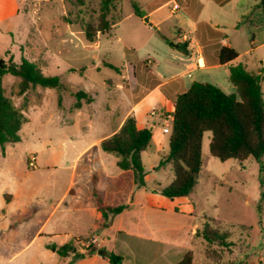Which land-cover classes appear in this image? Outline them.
<instances>
[{"label":"rangeland","instance_id":"374dc122","mask_svg":"<svg viewBox=\"0 0 264 264\" xmlns=\"http://www.w3.org/2000/svg\"><path fill=\"white\" fill-rule=\"evenodd\" d=\"M101 1L25 0L21 14L13 20L12 33L0 32V52L13 49L0 55L3 63H19L24 56L37 61L44 74L61 78L59 89L36 86L23 96L18 95V78L6 75L2 79L17 106L28 99L29 121L20 131V142L7 144L5 153L0 146V264L58 263L59 254L46 245L60 244L64 237L59 220L66 207L57 204L69 181V168L80 152L112 130L130 104L155 84L156 74L168 76L167 63L173 57L169 43L178 30L199 41L226 38L240 54L237 62L249 72L257 73L264 63V0H115L108 16L115 22L112 30L98 32L97 41L88 43L84 29L97 24ZM165 2L146 17L148 21L134 13V4L147 14ZM175 4L178 9L171 12ZM159 20L160 25H151ZM189 20L197 23L198 35L190 32ZM130 63L137 69V81ZM262 89L264 93V78ZM78 91L93 101L82 100V107L75 109ZM145 105L162 108L157 95ZM70 110L80 111L74 121ZM163 125L156 118L154 142L143 154L145 168L153 174L157 154L152 152L158 140L161 152L169 150L170 133L163 132ZM211 138V132L204 134L202 169L186 201L194 206L201 226L211 220L221 231L230 232V246L198 244L195 263L206 262L204 250L213 264L264 263V157L259 162L254 158L222 161L210 153ZM94 151L78 158V172L85 171V159ZM33 156L34 168L29 166ZM171 176L167 171L156 174L163 186ZM147 183L153 184L151 175ZM186 201L153 194L148 200L151 207L138 212L140 224L172 222V207L180 208ZM128 217L131 221L132 216ZM121 241L132 246L140 240L127 236ZM74 261L68 259L65 264Z\"/></svg>","mask_w":264,"mask_h":264},{"label":"trees","instance_id":"16d2710c","mask_svg":"<svg viewBox=\"0 0 264 264\" xmlns=\"http://www.w3.org/2000/svg\"><path fill=\"white\" fill-rule=\"evenodd\" d=\"M115 0H102L99 20L96 25L87 24L84 32L86 41L94 43L97 34L109 33L115 22L108 16ZM134 13L143 17L137 5H133ZM180 48L183 47L178 43ZM239 57V53L232 47L222 46L219 61L222 65L230 64ZM113 67V65H110ZM83 68L82 70H84ZM71 71H75L72 69ZM6 75L18 78V95L23 96L32 88L59 89L61 78L58 75H46L40 64L24 56L19 63L9 61L0 67V146L5 152L7 144L21 141L20 131L29 121L26 115L28 99H23L22 107L17 106L7 95L2 84ZM264 78V63L260 64L257 73L249 72L239 63L230 66L229 80L235 92L226 93L218 86L209 82L194 81L188 90L179 94L171 113L172 123L169 135V151L160 159L157 169L170 166L173 178L169 184L160 189L161 195L174 200L189 196L197 186L203 165L202 146L206 132L212 133L209 149L210 153L222 160L237 159L240 161L254 158L258 162L264 157V93L262 82ZM75 109L82 107L83 101L91 103L93 99L84 91L76 94ZM153 132L151 129L139 128L137 120L131 113L121 128L113 135L103 139L100 148L103 152L118 157L117 166L121 170H132L134 182L138 188H145L149 175L142 160V153L151 145ZM97 210L102 214L103 225L112 217L127 209V205H105L99 192L93 191ZM217 221V220H215ZM218 222V221H217ZM197 236L202 237L208 244L230 246L227 241L230 232L221 231L220 227L205 222ZM69 241L62 246L48 244L47 248L60 256L77 253L76 242ZM90 252H97L107 257L111 264H122L124 257L104 248L90 247ZM176 264H195L193 251L184 252Z\"/></svg>","mask_w":264,"mask_h":264},{"label":"crops","instance_id":"0c3cea01","mask_svg":"<svg viewBox=\"0 0 264 264\" xmlns=\"http://www.w3.org/2000/svg\"><path fill=\"white\" fill-rule=\"evenodd\" d=\"M24 2L25 0H0V32L12 33L14 29L13 20L21 14ZM167 4L168 2H165L149 13L143 14V17H139L143 20L147 16L158 12L160 8ZM171 12H174L173 8ZM160 23H162V20L151 25H160ZM188 27L192 34L198 35L199 27L196 22L189 20ZM211 38L206 39L203 37L199 41L198 39L190 38L182 29L178 30L177 36L173 41L178 46H172L169 43L173 48L171 53L173 57L167 63L168 76L156 74L157 81L155 84L147 89L140 98L130 104L112 130L93 140L87 148L77 155L72 167L69 168L70 178L57 204L59 207H66L63 209L59 220L62 225L60 229L64 237L57 246L78 240L76 242L77 253L83 254V256L75 258L72 253L68 256L59 255L60 260L57 264H65L68 259H74L73 264H111L107 257L101 256L97 252L91 253L88 248L83 246V243L92 236H97L98 238L97 245L93 247L104 248L108 252L123 256L125 259L122 264H176L177 259L188 250L193 251L195 263L197 245L201 244L204 248L208 246V243L196 234L201 231L204 225L201 226L197 222V218L194 215V206L186 201L189 196L174 199L185 200L186 203L181 204L180 208L177 206L172 207V222L157 223L155 225L140 224L138 212H144L147 208H150L149 197L153 194H161L160 189L166 186H163L156 174L162 171L172 174L170 166L157 169L162 156L168 153L165 151L161 152L163 149L161 140H158L157 147L152 152L157 154V158L153 159L157 163L156 166H153L154 174L151 171H147L153 177L154 186L150 184L145 188H138L134 182L133 171L121 170L117 166L118 157L103 152L100 148V143L103 139L117 132L126 118L133 113L139 128L147 127L152 130L151 147L155 139L156 118L164 121L166 116L172 117L171 113L174 110L177 96L188 90L194 81L212 83L226 93L235 92V88L230 83L229 74L230 66L239 64L237 62L238 58L226 65H222L219 61V52L222 46L234 47L226 38L220 41L211 40ZM178 43H181L183 47L180 48ZM14 46L13 41L11 47L13 48ZM9 50L13 51L11 48H6L0 52V55ZM129 67L130 71L133 72L134 80L137 81L135 79L136 67L131 63ZM137 87L138 85L133 90H138ZM154 95H157L162 103L160 110H156L154 106L145 105ZM79 112V110H70L73 121L79 116ZM165 126L164 121L162 130ZM149 148L142 153V160L143 154L148 152ZM91 150L95 151L85 159V171L82 173L78 172L80 162L78 158L87 155ZM172 178L173 174L169 180L170 182ZM150 186L153 187L151 188ZM94 188L99 192L105 205L118 206L124 204L128 206L127 209L115 215L108 223L103 225L104 218L97 210L93 194ZM133 211L137 214L132 215ZM128 216H132L131 221H127ZM86 222L87 225H83ZM127 236H132L140 241L132 246L127 245L123 241L118 242L119 238ZM204 253L206 256L204 264H213L206 250H204ZM223 259L226 261L225 258ZM245 264H251V262Z\"/></svg>","mask_w":264,"mask_h":264},{"label":"built area","instance_id":"2783aa9c","mask_svg":"<svg viewBox=\"0 0 264 264\" xmlns=\"http://www.w3.org/2000/svg\"><path fill=\"white\" fill-rule=\"evenodd\" d=\"M178 9V5L177 4H175L174 5V7H173V11H175V10H177ZM165 127L163 128V131L165 132V133H169L170 132V130H171V123H172V117L171 116H166V118H165ZM29 166L30 167H35L36 166V157L35 156H33L32 158H31V160H30V162H29ZM97 243H98V238H97V236H92L91 238H89V239H87L84 243H83V246L85 247V248H89V247H91V246H94V245H97ZM2 264H9L8 262L7 263H2Z\"/></svg>","mask_w":264,"mask_h":264},{"label":"water","instance_id":"95a60500","mask_svg":"<svg viewBox=\"0 0 264 264\" xmlns=\"http://www.w3.org/2000/svg\"><path fill=\"white\" fill-rule=\"evenodd\" d=\"M145 20L148 21L147 18H145ZM171 45H172V46H176V47L178 46L177 44H175V43H173V42H171ZM3 65H4V63H3V59H0V67H3Z\"/></svg>","mask_w":264,"mask_h":264}]
</instances>
